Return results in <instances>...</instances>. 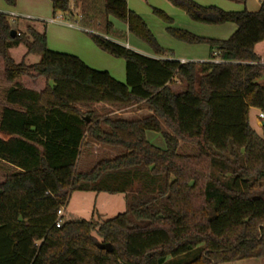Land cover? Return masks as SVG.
<instances>
[{"label": "trees", "instance_id": "trees-1", "mask_svg": "<svg viewBox=\"0 0 264 264\" xmlns=\"http://www.w3.org/2000/svg\"><path fill=\"white\" fill-rule=\"evenodd\" d=\"M50 1L53 14L77 16L79 7L92 42L124 60L125 80L48 49L44 22L41 31L21 32L0 12V264H164L195 249L183 264L264 256V117L261 134L249 120L251 108L264 116V57L254 49L264 41V0L256 12L169 0L194 21L235 24L227 39L176 28L154 9L171 36L207 45L210 61L183 63L119 42L109 16L163 52L126 0H102V10L96 0ZM19 44L26 51L15 62L10 49ZM30 54L39 61L27 65ZM133 106L146 113H110ZM147 131L160 133L165 147L151 144ZM180 143L195 152L180 153ZM91 146L102 153L85 163ZM129 186L124 212L96 223L63 214L55 226L72 192ZM96 237L112 251L97 248Z\"/></svg>", "mask_w": 264, "mask_h": 264}, {"label": "rangeland", "instance_id": "rangeland-1", "mask_svg": "<svg viewBox=\"0 0 264 264\" xmlns=\"http://www.w3.org/2000/svg\"><path fill=\"white\" fill-rule=\"evenodd\" d=\"M196 3L203 6H216L224 11H241L247 10L250 12H256L259 9L261 0H193ZM80 2V0H78ZM127 7L137 13L145 22L148 29L154 36L158 45L163 49V52L156 53L151 46L136 37L134 34L129 33L127 30V25L125 22L109 16L108 19L111 21L115 31L122 34L119 41L128 42L133 50L139 52L143 55L150 57H161L167 59H180L186 56H193L196 62L208 61L209 53L206 44H189L180 41L173 36H171L166 28L169 23L161 16H159L154 9L162 11L165 15L172 19V24L176 28L186 30L192 34L200 37L214 38V39H227L235 30L236 26L233 23H223V24H208L201 23L192 20L181 8L175 6L169 0H126ZM77 3V1H76ZM97 8L102 10V0H96ZM0 4L5 8V10H11L16 5L26 6V0H15V5H9L5 0H0ZM252 7V10L249 8ZM6 12V11H2ZM8 12V11H7ZM77 16L66 15L61 12L51 13V16H63V22L76 23L81 26L78 20L81 11L77 6L76 10ZM9 19L11 17L8 15ZM13 28L18 31L25 32L28 26L34 27L33 23H23L18 20H10ZM82 27V26H81ZM83 33V32H82ZM88 36L87 33H84ZM89 37V36H88ZM75 42V41H74ZM264 43V42H263ZM264 44L258 46L257 51L260 52ZM26 48L23 44L18 46H13L10 49V55L15 62H20L25 54ZM110 59V64L106 66H113L117 70V65L119 63L121 72L124 71V60L122 58H117L107 54ZM40 59L39 55L30 54L24 58V62L27 65L37 63ZM189 61V59L187 60ZM115 66V67H114ZM99 69V68H97ZM112 70V69H111ZM113 78L118 80L113 71H108ZM113 72V73H112ZM114 74V75H113ZM179 86V85H178ZM99 107V106H97ZM110 110V109H109ZM99 111H101L99 109ZM112 116H122L125 113L128 114L127 117H138L146 113V110L142 106H133L130 108H118L110 110ZM256 111L251 110L249 114V120L251 127L258 133L261 134L260 126L256 120ZM260 121V120H259ZM146 139L153 145L164 148L165 143L163 137L158 132L147 131ZM181 147L178 150L180 153H194L196 147L192 144L180 143ZM102 148H96V146L87 147L84 149L83 156L81 158L85 163H89L94 159L95 156H99L102 152ZM103 158V157H98ZM97 159V157L95 158ZM221 172L219 167L214 168V173L219 175ZM223 172V170H222ZM2 171L0 170V174ZM225 176L229 175L227 172H223ZM105 182L102 180L100 184L105 186ZM264 185V181H262ZM110 186V185H109ZM116 186V185H114ZM111 187V186H110ZM135 185L133 186V188ZM129 187H124L125 192L109 193V192H94V191H74L71 193L68 203L65 206L64 216L67 219H92L93 222H100L108 218H112L118 213H122L127 208L126 198L132 195V191H129ZM264 196L263 193H261ZM96 243H104L100 238L96 237ZM197 255V250H191L183 255H179L170 258L164 264H183Z\"/></svg>", "mask_w": 264, "mask_h": 264}, {"label": "crops", "instance_id": "crops-1", "mask_svg": "<svg viewBox=\"0 0 264 264\" xmlns=\"http://www.w3.org/2000/svg\"><path fill=\"white\" fill-rule=\"evenodd\" d=\"M26 3L27 5L24 7L16 5L11 10L8 9L5 10V8L0 4V12L6 11L2 13L9 15L11 17V19L9 20L11 21L18 20L26 24L33 23L34 28L37 31H41L43 29L42 23L44 22L48 49L52 51L75 55L78 58H80L85 64H87L89 67L94 69L99 68L97 70L113 71L114 69V73H117L115 74L116 75L115 77L118 79V81L124 82L125 69L123 72H121L119 63L117 65V70H115V68H112L113 66H106L110 64V62L112 61H110V59L107 57V53L99 49L92 42V40L87 35L84 34L86 33V31L84 30L83 27L77 25L76 23L74 24V23L63 22V20L54 21L53 18L55 16L50 17L51 13L53 14L50 0H26ZM249 9L252 10V7H250ZM119 42L131 48L128 42H122V41ZM263 42L264 41L256 44L254 47L255 52L261 58L264 57V46L261 48L260 52L257 51V48L261 44H264ZM208 53H209V49H208ZM162 59H167V58H162ZM188 59L189 61H187ZM174 60H178L180 62H196L193 56H186ZM210 60L211 59L208 58V61ZM251 110L256 111L257 113L256 120L259 123L258 109L251 108L250 111ZM122 116L126 117L128 116V114L125 113ZM63 212H65V208ZM221 264H264V256L258 258H250V259L226 262Z\"/></svg>", "mask_w": 264, "mask_h": 264}, {"label": "built area", "instance_id": "built-area-1", "mask_svg": "<svg viewBox=\"0 0 264 264\" xmlns=\"http://www.w3.org/2000/svg\"><path fill=\"white\" fill-rule=\"evenodd\" d=\"M53 20L54 21H62L63 20V16L62 15H60V16H55L54 18H53ZM183 63V62H182ZM263 114L260 112L259 114H258V120H260V119H263ZM63 211H64V209L63 208H60L58 211H57V219H56V221H55V226L56 227H59L60 226V223H61V220H60V217L63 215Z\"/></svg>", "mask_w": 264, "mask_h": 264}, {"label": "water", "instance_id": "water-1", "mask_svg": "<svg viewBox=\"0 0 264 264\" xmlns=\"http://www.w3.org/2000/svg\"><path fill=\"white\" fill-rule=\"evenodd\" d=\"M10 35L11 37H14L15 35V30L12 29L10 31ZM262 120L259 121L258 125L261 127L262 126ZM96 247L99 248V249H102V250H105L107 252H111L112 251V246L110 243H96Z\"/></svg>", "mask_w": 264, "mask_h": 264}]
</instances>
